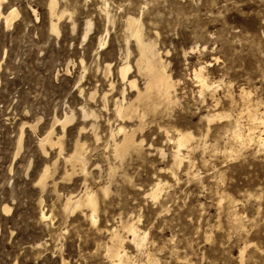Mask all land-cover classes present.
I'll list each match as a JSON object with an SVG mask.
<instances>
[{
    "label": "rangeland",
    "instance_id": "obj_1",
    "mask_svg": "<svg viewBox=\"0 0 264 264\" xmlns=\"http://www.w3.org/2000/svg\"><path fill=\"white\" fill-rule=\"evenodd\" d=\"M57 1L67 10L59 21L51 16V0L2 2L4 14L16 9L18 16L9 27L0 22V264H113L111 230L129 221L144 243L120 230L126 264H264V149L257 140L242 147L234 120L208 126L206 118L216 107L231 111L245 130L252 125L244 105L250 100L260 102L254 109L257 123L264 121V0ZM129 16L140 20L144 39L162 52L178 82L179 103L172 119H148L141 153L121 163L108 151L107 113L97 142L91 132L79 134L87 123V132L91 128L80 107L92 89L98 105L111 81L122 89L117 74L124 63H131L132 77L138 75V51L133 39L127 43ZM52 20L60 33L52 31ZM198 73L211 85L206 92ZM242 89L249 93L245 98ZM71 111L76 119L63 138L64 154L78 138L89 147V183L99 191L96 223L81 212H64L67 197L84 191V177H66L59 150L40 146L55 118ZM259 123L255 137L264 131ZM166 125L174 139L175 129L196 137L192 152L182 150L180 166ZM106 158L117 164L114 177ZM46 167L50 174L40 185ZM158 183L162 191L154 199ZM104 185L107 196L99 190ZM42 212L51 217L42 220Z\"/></svg>",
    "mask_w": 264,
    "mask_h": 264
},
{
    "label": "bare ground",
    "instance_id": "obj_2",
    "mask_svg": "<svg viewBox=\"0 0 264 264\" xmlns=\"http://www.w3.org/2000/svg\"><path fill=\"white\" fill-rule=\"evenodd\" d=\"M3 1L4 0H0V22L1 19L3 18L6 26L9 27L13 24L14 19L17 18L18 12L16 9H12L7 14L6 13L4 14V12L2 11ZM58 5L59 2L57 0H51L50 2L51 16L53 18L57 17L58 19L56 20L59 21L66 15L67 10L65 8L63 10L59 9ZM56 20L55 21L52 20V31L55 33H60V29L57 23L58 21ZM125 20H126L125 23L126 32L128 34L127 43H129L131 39H133L135 43L136 49L138 51V56L136 55L137 56L136 71L138 75L143 78L144 84L143 86H141L138 78L136 77L138 75L132 77L131 70L133 67L131 63L130 62L124 63V65H122L118 69V74H117L120 78L123 87L122 89L116 88L115 81H111L110 90L103 91L102 93L100 105H98L99 100L97 99V95H98L97 89H92V91L88 93L87 96L88 99L80 107V111L82 112V118H83L82 121L86 123L90 121L89 123L91 124V128L89 132H87V127H86L88 124L87 123L86 126L80 127L81 129L79 130L80 135L91 132L90 135H93L97 142L102 140V136L99 131L100 130L99 121L103 116V112L105 111L107 113L106 123L107 124L109 123L111 126L110 129L111 133L109 132L110 141L107 142L108 151L110 149L112 153V157L115 160L114 162L118 160L121 163L124 162L127 156L141 153L144 147L145 139L142 138L139 140V137L144 135V133L146 132V128L149 124L148 119L153 121L159 118L161 121V119L164 118L166 119V117L171 118L172 117L170 116L171 112L175 110V108L178 106L179 103V99L177 97L178 82L175 81L167 71V65L166 62L164 61L162 52L159 49H157V47L153 42L144 39L143 28L139 19L133 16H129ZM87 27L88 28L86 31V35L90 31V27H91L90 22H88ZM104 44L105 43H102L101 46H103ZM131 54L132 52L128 48L126 58L129 59ZM104 69H105V75L111 73V67L109 63H106ZM196 77L200 83V87H201L200 90L202 92H206L208 89L211 88L210 83L203 76V74L198 73ZM128 89H130L132 93L131 92L127 93ZM111 92L112 94H110ZM81 93L86 97L83 88H81ZM240 94L244 98L245 96L249 95V93H246L245 90L243 89H242V93ZM227 97H229V95ZM232 99L233 98L231 97L230 100ZM94 104L95 106H93ZM218 104H214V105H218ZM231 104L233 105L234 103L230 101L229 105ZM259 104L260 102H257L256 104H252L250 100H248L244 104L246 107L247 116L253 125V126L251 125L245 130L243 129L239 118L237 119L234 118L231 111L227 113H220L216 111L217 109L216 106H215L216 109L214 108L215 109L214 112L206 115L207 116L206 118L208 120L207 122L209 123L208 126L222 119H226L227 121H230L232 119L236 123L234 135L240 140V142L238 141V143H240L242 147L257 140L256 142H258L259 145L258 147L264 149V131L262 130V134L260 133L261 134L260 136L259 135L258 137L254 136L255 133L254 131L258 126L256 128L254 127L256 124L259 123V122L257 123V120L261 119L257 113V109H254V107L255 106L257 107ZM97 105L98 108L96 109ZM111 107H113V109H111ZM75 119H76V113L74 111H71L70 113H66V115L62 118L56 117L51 129L40 140V146L44 152H47L46 147H50L52 149L57 148L59 150V155L63 156L66 166L69 167L66 168V172H65L66 177L68 178H73L74 176L84 177V185H85L84 191L78 196L71 195L67 197L66 203L64 205V212L65 213L70 212L72 214L75 212H81L83 213V215L84 214L88 215L90 219L94 223H96L97 215L99 212V197H98L99 191L92 188L89 183L90 182L89 177L91 176L90 166H89L90 156L88 155V153H90L88 152L89 147L87 146L86 142H82L78 138L77 141L75 142L74 150L68 155L64 154L63 138L66 134L67 128L71 126L70 124H72L75 121ZM115 123L117 125L114 128ZM168 123L166 122V124ZM260 123L263 124L264 127V121L263 122L260 121ZM55 125H58L60 127L61 133L57 132ZM164 126H162V128ZM167 126L168 125H166L165 132L169 136L170 140L177 144V151L174 160L176 165L178 164L180 166L183 163V158L181 157L182 150L191 151L193 149V143L196 137L193 135V133L186 132V130L183 131L180 129H175L176 131L175 135L177 134V138L174 139L173 137H170V128L168 129ZM162 128L161 130L164 131ZM207 131L209 132L210 129H208ZM23 138H24V130L22 129V133L18 141L19 148L22 146ZM187 154H189V152ZM107 160L109 165L108 169L110 171L109 175L110 176L112 175V177H114L115 175H113V173H116L117 171L118 168L116 166L117 164L115 165L114 163H112L111 161L113 160L112 158ZM49 170H50L49 167H46L44 169L39 179L40 185H45L50 174ZM99 190L105 196H107L110 192L109 185L101 186ZM161 191H162L161 183H158L155 187L152 188L150 195L154 199H158ZM9 210L10 209L5 208V211L8 212ZM50 217L51 215H48L45 212L41 213L42 220L43 219L47 220ZM122 228L123 229L120 228L119 230L118 228H114L111 230L110 233L112 236V245L111 247L109 246L110 248L108 254L111 256V257L109 256L111 260L113 258L112 260L113 264H117L115 262L116 261L115 258H117L120 261L118 264H126L127 262L126 259H128V253L125 249L124 241L120 234L121 233L120 230L128 232L130 236L133 237L132 241L135 242V244L136 242H138L139 244H141L142 242L144 243V238L142 239L140 237V229L137 227V225L129 221V223L127 222L126 224H123Z\"/></svg>",
    "mask_w": 264,
    "mask_h": 264
}]
</instances>
